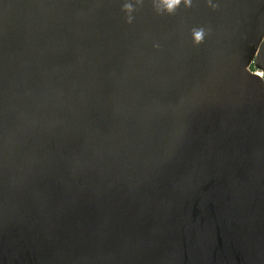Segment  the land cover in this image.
<instances>
[{
  "label": "water",
  "instance_id": "1",
  "mask_svg": "<svg viewBox=\"0 0 264 264\" xmlns=\"http://www.w3.org/2000/svg\"><path fill=\"white\" fill-rule=\"evenodd\" d=\"M211 3L0 0V264H264V0Z\"/></svg>",
  "mask_w": 264,
  "mask_h": 264
},
{
  "label": "clouds",
  "instance_id": "2",
  "mask_svg": "<svg viewBox=\"0 0 264 264\" xmlns=\"http://www.w3.org/2000/svg\"><path fill=\"white\" fill-rule=\"evenodd\" d=\"M135 3L139 5L141 3V0H135ZM191 3H192V0H153V7L158 14L161 12H164L167 14H173L175 10L177 9V7L180 6L181 4H183L184 7L187 8L191 6ZM208 3L210 7H213V8L216 7V5L211 3V0H208ZM121 10L125 13L126 22L131 23L133 20V16L131 14L135 10L133 8V4L129 2H125L122 5ZM204 37H205V30L203 28H193L191 30V38H192V43L194 46L202 43L204 40ZM260 44L264 45V37L261 38ZM259 54H260V47L257 46L256 53L253 56V59L251 60V62L247 64L245 71L248 74L258 78L261 82H264V77H262L261 75L255 74L256 71L255 72L251 71V69L255 67L256 70H259L261 73H264V68L257 67V57L259 56Z\"/></svg>",
  "mask_w": 264,
  "mask_h": 264
},
{
  "label": "built area",
  "instance_id": "3",
  "mask_svg": "<svg viewBox=\"0 0 264 264\" xmlns=\"http://www.w3.org/2000/svg\"><path fill=\"white\" fill-rule=\"evenodd\" d=\"M257 73L262 76V73L259 70H257Z\"/></svg>",
  "mask_w": 264,
  "mask_h": 264
},
{
  "label": "bare ground",
  "instance_id": "4",
  "mask_svg": "<svg viewBox=\"0 0 264 264\" xmlns=\"http://www.w3.org/2000/svg\"><path fill=\"white\" fill-rule=\"evenodd\" d=\"M258 74V73H257Z\"/></svg>",
  "mask_w": 264,
  "mask_h": 264
}]
</instances>
